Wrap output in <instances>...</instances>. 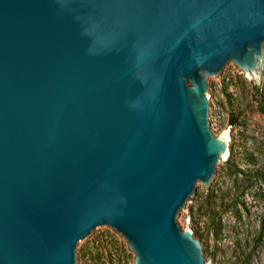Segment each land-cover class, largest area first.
I'll list each match as a JSON object with an SVG mask.
<instances>
[{"label":"water","instance_id":"1","mask_svg":"<svg viewBox=\"0 0 264 264\" xmlns=\"http://www.w3.org/2000/svg\"><path fill=\"white\" fill-rule=\"evenodd\" d=\"M233 66L264 88V0H0V264H83L103 230L220 264L181 222L236 154Z\"/></svg>","mask_w":264,"mask_h":264},{"label":"rangeland","instance_id":"2","mask_svg":"<svg viewBox=\"0 0 264 264\" xmlns=\"http://www.w3.org/2000/svg\"><path fill=\"white\" fill-rule=\"evenodd\" d=\"M264 88L233 66L215 79L218 135L236 141L214 195L181 222L208 243L213 263L264 264ZM83 264H134L135 253L115 230H103L82 247Z\"/></svg>","mask_w":264,"mask_h":264},{"label":"trees","instance_id":"3","mask_svg":"<svg viewBox=\"0 0 264 264\" xmlns=\"http://www.w3.org/2000/svg\"><path fill=\"white\" fill-rule=\"evenodd\" d=\"M262 111H264V108H262Z\"/></svg>","mask_w":264,"mask_h":264}]
</instances>
